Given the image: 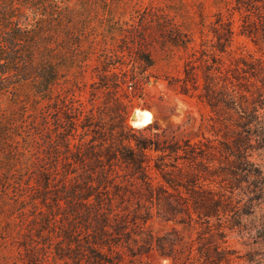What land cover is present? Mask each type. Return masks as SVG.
<instances>
[{
    "label": "trees",
    "instance_id": "obj_1",
    "mask_svg": "<svg viewBox=\"0 0 264 264\" xmlns=\"http://www.w3.org/2000/svg\"><path fill=\"white\" fill-rule=\"evenodd\" d=\"M90 1L0 0V153L10 145L8 134H21L15 131V113L3 109L5 99L26 108L56 98L68 125L62 128L60 116H52L62 145L49 148L55 163L63 150L80 166L74 182L64 180L71 173L66 169L54 189L48 172H39L36 192L48 209L43 224L48 227L56 215L61 220L57 240L46 242L41 256L52 254L61 264H147L143 255L154 251L172 264H231L234 250L227 236L237 224L239 205L248 215L264 197V172L251 160L252 152L264 147V60L238 54L223 72L234 32L229 23L221 24L199 55L184 61L183 75L166 78L210 109L220 138L194 141L166 130L137 135L126 123L131 99L120 92L131 88L134 94L155 62L142 52L109 50L107 36L82 13ZM237 5L249 13L238 34L264 48V0ZM157 27L162 30L159 21ZM174 45L187 48V41ZM88 67L98 78L93 84L120 104L121 125L111 124L106 133L117 134L112 138L99 136L94 114L79 100L66 102L55 94L61 80L78 83ZM26 86L30 93L23 91ZM49 115L43 111L44 123ZM76 132L80 140L71 144ZM113 172L122 177L119 182ZM154 214L172 227L154 235L146 225ZM28 261L43 264L38 254Z\"/></svg>",
    "mask_w": 264,
    "mask_h": 264
},
{
    "label": "rangeland",
    "instance_id": "obj_2",
    "mask_svg": "<svg viewBox=\"0 0 264 264\" xmlns=\"http://www.w3.org/2000/svg\"><path fill=\"white\" fill-rule=\"evenodd\" d=\"M237 1L91 0L88 3L82 13L90 15L91 23L97 25L94 29L107 36L105 43L109 50L119 46L130 56L142 52L155 62L147 70L151 76L141 82L134 94L130 93L131 88L120 92L122 98L127 95L131 99L126 123L134 129L135 134L151 136L166 130L168 134L191 136L194 141L202 140V136L220 138L219 125L211 119L210 109L195 96L179 93L168 84L166 78L183 75L184 61L192 54L198 56L202 44L213 38L212 30H221V24L224 23L231 25L234 34L228 48L229 54L223 56V72L231 58L238 54L264 60V48L256 45L251 38L238 34L241 24L248 20L249 13L240 10ZM158 21L163 26L162 30L157 27ZM186 41L187 48L174 45V42ZM105 43L101 44L105 46ZM91 67H88L84 76H79L78 83H64L61 80L55 94L66 99V102L69 98L79 100L87 113L94 114V119L100 125L99 136L112 138L117 134H106L108 126L112 124L119 128L122 120L120 114L123 113L120 104L107 94L105 88L93 84L98 78L93 75ZM23 91L30 93V87L26 86ZM2 105H6L4 111L15 113V131L21 134H8L10 145L0 153V264H29V257L35 258L37 254L43 264H61L52 254L48 258L41 256L49 240H57L56 232L59 231L61 220L60 215H56L48 227L43 224L48 209L42 205V196L36 190L40 189L37 182L41 180V170H46L53 180L51 189L59 188L61 175L66 169L71 172L64 179L67 183L74 182L80 172V166L66 158L67 153L63 150L57 153L58 160L55 163V154L49 148L56 144L62 145V134L53 131L57 127L52 116H60L58 123L62 128L68 125L62 114V101L53 98L50 101L42 100L37 106L28 103L26 108H22L23 105L5 99ZM137 109L150 111L152 122L146 126L134 125ZM23 110L24 123L18 127L21 124L19 115ZM43 111L50 112L49 123L43 122ZM59 129L62 130L61 127ZM78 132H82V129L79 128ZM84 137L87 140L90 134ZM49 140H52V144L48 143ZM79 140L80 134L77 132L70 139L71 144ZM46 152H50V156ZM251 160L264 172V147L253 151ZM112 175L117 174L113 172ZM121 179V176L115 178L116 182ZM48 201V204L52 203L50 199ZM244 210L241 211L239 205L237 224L227 236V242L234 250L231 264H264V197L252 207L250 214H242ZM146 225L154 235L162 234L172 227L171 222L155 214ZM143 260L147 264H172L171 259L154 251L144 254Z\"/></svg>",
    "mask_w": 264,
    "mask_h": 264
},
{
    "label": "bare ground",
    "instance_id": "obj_3",
    "mask_svg": "<svg viewBox=\"0 0 264 264\" xmlns=\"http://www.w3.org/2000/svg\"><path fill=\"white\" fill-rule=\"evenodd\" d=\"M137 120L134 121V125L137 126H146L153 120V115L148 110H138L137 109Z\"/></svg>",
    "mask_w": 264,
    "mask_h": 264
},
{
    "label": "water",
    "instance_id": "obj_4",
    "mask_svg": "<svg viewBox=\"0 0 264 264\" xmlns=\"http://www.w3.org/2000/svg\"><path fill=\"white\" fill-rule=\"evenodd\" d=\"M137 117H138V116H137V112H136L133 121H136V120H137Z\"/></svg>",
    "mask_w": 264,
    "mask_h": 264
}]
</instances>
